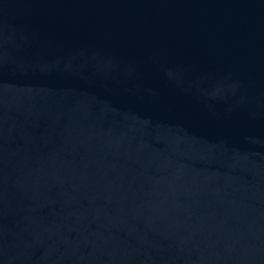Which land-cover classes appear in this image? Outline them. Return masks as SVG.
Instances as JSON below:
<instances>
[{"label":"water","instance_id":"obj_1","mask_svg":"<svg viewBox=\"0 0 264 264\" xmlns=\"http://www.w3.org/2000/svg\"><path fill=\"white\" fill-rule=\"evenodd\" d=\"M0 264H264V0H0Z\"/></svg>","mask_w":264,"mask_h":264}]
</instances>
